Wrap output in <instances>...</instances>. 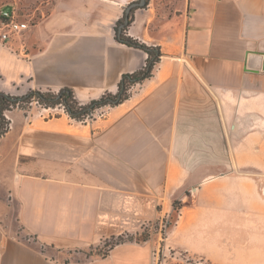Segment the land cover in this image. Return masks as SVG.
<instances>
[{
	"label": "crops",
	"instance_id": "crops-1",
	"mask_svg": "<svg viewBox=\"0 0 264 264\" xmlns=\"http://www.w3.org/2000/svg\"><path fill=\"white\" fill-rule=\"evenodd\" d=\"M134 1L0 0V12L35 19L21 36L0 38V91L68 87L83 104L116 93L123 74L143 68L148 57L116 38ZM127 33L160 47L162 59L154 76L105 107L104 117L83 123L58 109L7 111L0 264H156L152 239L69 263L40 244L83 248L140 232L187 192L203 196V182L232 162L224 158L232 117L254 115L264 96V0H147L134 9ZM233 127L239 130L238 122ZM198 216L186 225L198 218L202 225Z\"/></svg>",
	"mask_w": 264,
	"mask_h": 264
},
{
	"label": "rangeland",
	"instance_id": "rangeland-1",
	"mask_svg": "<svg viewBox=\"0 0 264 264\" xmlns=\"http://www.w3.org/2000/svg\"><path fill=\"white\" fill-rule=\"evenodd\" d=\"M230 126L224 158L232 162L203 182V196L187 192L186 201L175 200L168 214L143 227L157 241L156 264H264V96L256 98L254 115H234ZM199 214L202 225L199 218L186 225ZM188 230L202 239L192 240Z\"/></svg>",
	"mask_w": 264,
	"mask_h": 264
},
{
	"label": "trees",
	"instance_id": "trees-1",
	"mask_svg": "<svg viewBox=\"0 0 264 264\" xmlns=\"http://www.w3.org/2000/svg\"><path fill=\"white\" fill-rule=\"evenodd\" d=\"M134 9L135 8L129 13L127 12L120 22V24H123V28L122 30L117 28L116 38L119 42L142 49L148 54L146 64L143 68L135 72L123 74L119 82V90L116 93L106 92L100 98L91 100L86 104L81 103L75 96L73 89L68 87L62 88L59 91H53L51 89H34L30 90L25 95H12L0 91V138H2L10 128L11 122L6 116L7 111L21 109L27 112L33 107L32 103L36 102L37 107L49 108L62 106L71 118L77 121H83L87 115L91 114L97 108L114 107L123 103L132 96L134 87L145 83L148 79L153 77L156 67L162 59L163 53L160 47L149 46L127 33V27L134 17ZM14 227L15 230L18 231L17 220L14 221ZM22 235L24 238L29 235L37 241V237L33 234L31 235L30 232L26 230H24ZM151 235L152 234L148 232L145 227L142 231L135 234L124 233L112 236L97 244L83 248L62 249L51 245L44 246L43 244H40V247L41 250L52 259H57L63 263H69L71 261H87L96 258H105L117 245L129 241H147L151 239Z\"/></svg>",
	"mask_w": 264,
	"mask_h": 264
},
{
	"label": "built area",
	"instance_id": "built-area-1",
	"mask_svg": "<svg viewBox=\"0 0 264 264\" xmlns=\"http://www.w3.org/2000/svg\"><path fill=\"white\" fill-rule=\"evenodd\" d=\"M0 19H1L0 38L4 42L10 40L11 38H13L15 36H21L22 33L25 30H27L33 24L32 18L22 20L19 18L18 12L16 10L11 9V8L3 9L0 12ZM134 88H133V90H134ZM32 106H37V103L33 102ZM49 108H51L53 111H56V112L61 110L62 112L68 114L66 112V110L64 109V107H62V106L49 107ZM57 109H58V111H57ZM55 113H52V115ZM106 114H107V109L105 107L97 108L91 114L87 115L83 121H80V122H83V123L90 122V121L95 120L97 118L104 117Z\"/></svg>",
	"mask_w": 264,
	"mask_h": 264
},
{
	"label": "water",
	"instance_id": "water-1",
	"mask_svg": "<svg viewBox=\"0 0 264 264\" xmlns=\"http://www.w3.org/2000/svg\"><path fill=\"white\" fill-rule=\"evenodd\" d=\"M147 2V0H137L132 2L129 6H128V13L133 9V8H137V7H142L145 5V3ZM128 20V17H127ZM126 20V22H127Z\"/></svg>",
	"mask_w": 264,
	"mask_h": 264
}]
</instances>
